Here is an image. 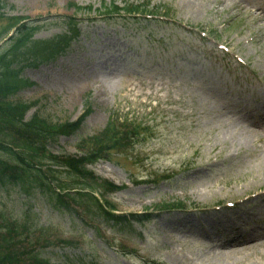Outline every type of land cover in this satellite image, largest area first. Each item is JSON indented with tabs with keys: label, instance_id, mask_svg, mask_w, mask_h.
Returning a JSON list of instances; mask_svg holds the SVG:
<instances>
[{
	"label": "rangeland",
	"instance_id": "374dc122",
	"mask_svg": "<svg viewBox=\"0 0 264 264\" xmlns=\"http://www.w3.org/2000/svg\"><path fill=\"white\" fill-rule=\"evenodd\" d=\"M195 1L7 0L0 35L21 19L36 28L17 52L10 51L15 34L7 36L6 48L2 43L8 61L32 84L15 95V102L32 105L28 118L39 113L79 123L87 117L85 140L105 132L114 114L150 126L129 149L86 167L98 183L114 185L106 191L93 186L117 216H152L134 223L131 234L51 211L18 191L0 198L13 216L29 210L35 225L50 228L57 241L79 244L69 253L82 255V264H176L175 258L183 264H264V246L254 241L264 240V212L254 209L264 201V13H253L250 5L264 8V0ZM114 3L163 9L172 20L156 27L143 19L109 22L103 7ZM70 17L79 21L76 41ZM61 37H73L71 46ZM221 44L250 68H238L218 50ZM79 144V135L64 137L50 151L82 157ZM177 202L189 211H159ZM250 212L254 219L242 220L234 234L250 241L229 255H207L209 242L200 235L210 230L217 236L223 223Z\"/></svg>",
	"mask_w": 264,
	"mask_h": 264
},
{
	"label": "trees",
	"instance_id": "16d2710c",
	"mask_svg": "<svg viewBox=\"0 0 264 264\" xmlns=\"http://www.w3.org/2000/svg\"><path fill=\"white\" fill-rule=\"evenodd\" d=\"M8 6L7 0H0L1 19L5 17L4 11ZM151 10L146 5L131 4L121 8L114 3L103 7L101 16L113 22L141 20L145 15L155 19L160 14L166 13L164 17L169 14L163 9ZM78 11L91 13L93 9L78 8ZM66 21L71 25L70 33H76L72 35L75 39L72 37L71 40H78L81 37L79 28L76 31L78 18L70 17ZM143 21L148 26L158 25L157 21ZM25 22L24 19L16 21L0 35V198L2 194L18 191L30 200H40L51 211L77 220L83 217L96 223L101 221L119 234H131L134 223H146L152 216L131 219L117 216L111 210L112 205L98 196L93 186L100 185L101 190L106 191L109 188L114 190V185L106 181L98 183L86 167L100 159H110L111 154L119 150L129 149L144 137L148 128L133 118L114 114L105 132L85 140L81 132L86 119L79 123L58 122L39 113L28 118L32 105L15 102V95L21 87L32 84L20 77L17 64L8 61L9 50H5L4 45L7 36L14 33L17 37L10 51L14 49L17 52L33 37L36 28ZM61 38L67 43V48L71 46L70 38ZM75 135H79L78 150L83 153L82 157L53 155L51 147L58 145L64 137ZM62 175L65 177L62 178ZM183 209L184 204L177 202L160 210ZM80 248L73 241H57L50 228L35 225L29 210L19 218L0 207V264H82V255L69 253Z\"/></svg>",
	"mask_w": 264,
	"mask_h": 264
},
{
	"label": "bare ground",
	"instance_id": "6f19581e",
	"mask_svg": "<svg viewBox=\"0 0 264 264\" xmlns=\"http://www.w3.org/2000/svg\"><path fill=\"white\" fill-rule=\"evenodd\" d=\"M198 3H200L201 4V0H198V1H195V4H197L198 5ZM247 205H249V203H247ZM256 211H258V214H261L262 212H264V201L263 200H261L260 202H258L257 204H256V207L254 208ZM237 215V214H236ZM254 216H255V213L253 214V213H244V214H240V218H238V219H232L231 220V222L233 221H235V223H233V225L237 228V226L239 227V228H237V229H240V225L241 226H244L243 225V222H242V220H244V221H249L250 219H254ZM213 221V219L211 220V222ZM230 221V220H229ZM219 226V224L217 225V226H213V228H217ZM219 227H221V226H219ZM224 227H227V226H224ZM191 229H194L193 227H191ZM199 230H201V228L199 229ZM237 233H239V230L237 231ZM214 253H215V250H212ZM174 261L176 262V264L178 263V264H183V263H181L182 262V260L181 259H179V258H175L174 259Z\"/></svg>",
	"mask_w": 264,
	"mask_h": 264
}]
</instances>
